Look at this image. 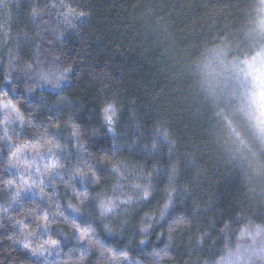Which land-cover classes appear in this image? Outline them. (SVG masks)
Wrapping results in <instances>:
<instances>
[{
    "label": "clouds",
    "instance_id": "obj_1",
    "mask_svg": "<svg viewBox=\"0 0 264 264\" xmlns=\"http://www.w3.org/2000/svg\"><path fill=\"white\" fill-rule=\"evenodd\" d=\"M0 264H264V0H0Z\"/></svg>",
    "mask_w": 264,
    "mask_h": 264
},
{
    "label": "trees",
    "instance_id": "obj_2",
    "mask_svg": "<svg viewBox=\"0 0 264 264\" xmlns=\"http://www.w3.org/2000/svg\"><path fill=\"white\" fill-rule=\"evenodd\" d=\"M126 65L124 86L130 93L142 94V87L150 73L142 66L135 53L129 54Z\"/></svg>",
    "mask_w": 264,
    "mask_h": 264
}]
</instances>
